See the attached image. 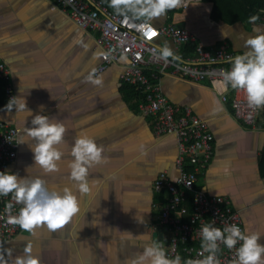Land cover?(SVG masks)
<instances>
[{
	"label": "crops",
	"instance_id": "crops-1",
	"mask_svg": "<svg viewBox=\"0 0 264 264\" xmlns=\"http://www.w3.org/2000/svg\"><path fill=\"white\" fill-rule=\"evenodd\" d=\"M211 8V2L196 0L173 12L171 20L205 48L225 45L231 55L244 51L241 34H252L251 23L213 21ZM255 23L264 25V12ZM95 36L55 8L54 0H0V59L10 68L15 95L25 97L31 115H54L66 126L65 142L58 145L65 152L58 170L44 172L29 146L32 140L26 128L31 126V115L26 109L0 110V124L18 127L24 140L10 171L40 175L49 187L68 186L80 205L72 220L55 230L43 223L31 232L21 228L6 243L11 256L5 252V260L25 255L30 246L40 264H125L148 242L141 234L156 233L153 238L162 245L168 238L156 229V207L162 196L153 190V182L162 171L172 178L177 175L174 137L155 135L151 118L124 99L120 74L125 58L91 75L99 62ZM165 42L181 54L168 39H161L160 47ZM189 56L193 53L183 57ZM96 78L100 83L93 82ZM159 84L171 102L190 107L206 121L214 137L213 156L196 188L227 197L243 228L261 233L264 243V124L250 127L238 120L229 102L232 91L229 87L221 92V81L195 83L164 72ZM222 96L228 97L227 102ZM81 132L104 146L105 157L90 169V191L83 194L68 178V149Z\"/></svg>",
	"mask_w": 264,
	"mask_h": 264
},
{
	"label": "built area",
	"instance_id": "built-area-1",
	"mask_svg": "<svg viewBox=\"0 0 264 264\" xmlns=\"http://www.w3.org/2000/svg\"><path fill=\"white\" fill-rule=\"evenodd\" d=\"M196 0H186V7L167 10L151 19V33L143 27V19L125 21L120 14L111 12L100 0H54V7L66 12L80 29L94 33L99 52V62L91 75L97 76L110 66L126 59L122 65L120 80L133 86L139 94L138 110L151 118L155 135L169 134L174 137L177 154L172 178L166 171L160 172L153 182V190L162 196L156 207V229L168 234L163 246L169 256L177 253L182 260L196 258L200 250V226L212 221L222 227L225 222L242 225L239 213L225 196L208 195L196 188L199 177L206 170L213 156L214 137L206 121L196 116L190 107H180L171 102L162 92L159 78L164 72L191 82L221 81V69L230 67L227 46L205 48L195 42L185 27L171 20V12L186 9ZM171 41L176 49L187 43H196L193 56L167 61L156 54L161 39ZM0 80L5 82V95H15L9 66L0 59ZM229 100L234 116L247 126L264 124V107L253 108L247 103L243 90L231 88ZM228 97L222 96L227 102ZM20 145V129L9 124H0V170L10 171L15 163ZM11 194L0 196V252L12 240L21 227L9 222L5 202ZM21 207L13 201L12 215ZM234 249L221 244V264H230ZM5 257V254H4Z\"/></svg>",
	"mask_w": 264,
	"mask_h": 264
},
{
	"label": "clouds",
	"instance_id": "clouds-1",
	"mask_svg": "<svg viewBox=\"0 0 264 264\" xmlns=\"http://www.w3.org/2000/svg\"><path fill=\"white\" fill-rule=\"evenodd\" d=\"M115 13L124 17L125 21L143 19V27L151 33L150 21L176 7H186V0H109ZM252 34H241L244 51L230 55L227 61L230 67L221 69V88L226 91L229 87L243 90L250 107H264V25L256 24L258 14L248 17ZM159 58L172 61L181 60L167 42L156 53ZM92 79V77H89ZM100 83V79L93 80ZM7 110L15 108L17 111L26 109L25 97L11 96L4 105ZM43 109V105H40ZM31 115V109H26ZM30 127L26 128L27 136L31 138L29 145L35 164L44 172L58 170V161L65 152L61 147L64 141L66 126L54 115L42 112L31 115ZM24 140L21 139L20 142ZM104 146L98 144L91 136L84 132L73 137L68 149L71 159L68 161V178L74 181V187L79 193H88L90 169L105 157ZM11 194L5 202L4 211L9 213V222L18 224L22 229L31 232L35 225L43 223L48 229L55 230L68 224L79 212V200L76 192L68 186L63 188L49 187L45 179L40 176H20L16 172L0 170V196ZM13 201L21 207L12 215ZM200 250L196 258L182 260L177 253L167 254L166 248L151 237L140 236L146 241L142 250L135 256L126 258L125 264H221L219 253L221 244L227 249H234V258L230 264H264V243L260 242L261 233L248 231L238 223L225 222L218 227L209 221L200 226ZM131 234V233H130ZM5 252L11 256V249L0 252V264H40L39 258L31 255V247H25V255L5 260Z\"/></svg>",
	"mask_w": 264,
	"mask_h": 264
},
{
	"label": "trees",
	"instance_id": "trees-1",
	"mask_svg": "<svg viewBox=\"0 0 264 264\" xmlns=\"http://www.w3.org/2000/svg\"><path fill=\"white\" fill-rule=\"evenodd\" d=\"M113 13L115 11L110 6L109 0H100ZM202 2H211L212 8L210 18L213 21L233 24L236 22L249 21L248 17L252 14L260 15L264 12V0H201ZM173 12H171L172 14ZM117 14V13H116ZM196 43H187L183 45L180 50L181 54L191 55L194 52ZM5 82L0 80V110H7L4 105L7 103L5 96ZM121 91L124 99L127 102H133L132 106H138L139 94L136 89L129 85L122 83ZM264 157V156H263ZM162 201V200H161Z\"/></svg>",
	"mask_w": 264,
	"mask_h": 264
},
{
	"label": "water",
	"instance_id": "water-1",
	"mask_svg": "<svg viewBox=\"0 0 264 264\" xmlns=\"http://www.w3.org/2000/svg\"><path fill=\"white\" fill-rule=\"evenodd\" d=\"M156 236V233L155 234H153V237H155Z\"/></svg>",
	"mask_w": 264,
	"mask_h": 264
}]
</instances>
